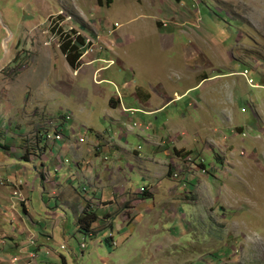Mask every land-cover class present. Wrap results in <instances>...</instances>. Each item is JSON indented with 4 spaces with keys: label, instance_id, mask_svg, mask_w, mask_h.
<instances>
[{
    "label": "rangeland",
    "instance_id": "1",
    "mask_svg": "<svg viewBox=\"0 0 264 264\" xmlns=\"http://www.w3.org/2000/svg\"><path fill=\"white\" fill-rule=\"evenodd\" d=\"M0 144L36 213L1 221V263L264 264V0H0Z\"/></svg>",
    "mask_w": 264,
    "mask_h": 264
},
{
    "label": "crops",
    "instance_id": "2",
    "mask_svg": "<svg viewBox=\"0 0 264 264\" xmlns=\"http://www.w3.org/2000/svg\"><path fill=\"white\" fill-rule=\"evenodd\" d=\"M161 108H159V109H161ZM144 109H145V107H144ZM156 111L157 110H155L153 112H156ZM23 144H24V142H23ZM0 146H1V144H0ZM83 148H81V150L83 151V154H85L86 147H83ZM116 148L118 150H120V151L124 150L122 147H120L118 145H116ZM28 150L29 149H27L26 152ZM10 153H11V156H13L11 147H10ZM118 153H120V152H117L116 154H118ZM116 154L115 153L114 154H105V153L102 152L101 148L100 149L97 148L96 150L95 149H91V151L88 153V156H90L95 161L96 165L101 169L102 162H105L103 160V158L108 157L109 160H118L120 157H118ZM78 155H81V154H78ZM15 157H16V159H8L9 163H7V162L2 163V161H4V159H0V223H1V221L4 220V217L9 218L10 215L13 216L12 218H10L11 220L13 219V221H19L20 216L15 211V209H17L19 205H22L23 208H24L26 221H34L35 216H36V213H33V211H32V204H33L32 196H30L29 193H28L30 188H31V190H35V187L28 186V188H26L27 185H26L25 181L22 180V179L20 180L19 183L16 182L18 179H20L18 174H20V172H24L25 171L24 170V165L19 163V160H25V162H27V163H31V162L28 161L23 155H22V157H21V155L20 156H15ZM12 164H14V166H12ZM42 165H44V167L46 166V164H41V167H42ZM15 168H17L19 172L15 173L14 172ZM127 169H128V167H127ZM37 170H38V168H37ZM125 171H126L125 168L113 167V168L109 169L108 172H104V173L106 175H108V176H114L115 178H117L118 174H121V172L123 173ZM82 172L85 175H87L85 170L81 168L80 178H78V179L82 178V176H81ZM13 174L15 175L16 181H12V180L10 181L9 180V176L13 175ZM97 175L98 174H96V178H97ZM36 176H38L37 175V171H36V175H33L32 178L33 179L35 178V180H37ZM76 180H77V178H76ZM10 182L13 183V185H15L16 187L15 186H14L15 188L8 187L7 184H9ZM91 183L94 185L93 188L96 189L97 192H99L98 189L101 187L102 180H98L97 183L91 181ZM103 184H106V186H103V187H108V189L103 190L104 195H105V193H108L110 195L108 200L111 201L112 198L116 199L117 198V193L109 188V187H111L113 185H110L108 180L104 181ZM24 185H26V186H24ZM40 185L41 186H45L44 185V181H43V184L41 182ZM113 188H114V186H113ZM14 191L18 192L19 194L18 195H14ZM94 191L95 190H93V192ZM23 192L26 193V195H27L26 199H25V202L21 201V199L24 198V193ZM76 192H77V190H76ZM51 195H55V193H52V191H51ZM104 195H103V197H104ZM48 196H50V195L48 194ZM74 197L76 198V195H74ZM83 199L86 200L87 198L79 197V200L83 201ZM79 200L77 198L76 199L68 198V199L63 200L64 202H60V203L62 205H64V207H66V208H72V209L75 208V213H77V216H78V219H79V217L81 216V214L83 212L82 211L83 207H80L79 204H78ZM8 201L12 202L13 205H12V203L10 204V202H8ZM74 202H77V203H74ZM47 206L50 207L51 205H47ZM110 206L112 207V204H108L107 208H109ZM113 206H114V203H113ZM10 210L15 212V213L14 214H10L9 213ZM31 215H32V217H31ZM0 231H2V230H0ZM28 235H30L29 237L33 236V234H31L30 232H29ZM0 236H1V238L9 237L12 240L14 238L12 236H9V235L5 234L4 232L0 233ZM26 249L29 250L28 246L24 248V252H27ZM29 251L30 252H28V253L30 254L32 252V250H29ZM29 254L27 255L28 257H29ZM0 260H1V258H0ZM17 260L18 259L13 258V259H10V262L3 261L2 263L0 262V264H13V263L15 264L17 262Z\"/></svg>",
    "mask_w": 264,
    "mask_h": 264
},
{
    "label": "trees",
    "instance_id": "3",
    "mask_svg": "<svg viewBox=\"0 0 264 264\" xmlns=\"http://www.w3.org/2000/svg\"><path fill=\"white\" fill-rule=\"evenodd\" d=\"M55 33H59V37L61 39L60 50L66 57L68 64L74 70L79 69V67L81 66V55L84 51V47H86V44L84 43L82 37H76V40L73 41L70 37H68V34H66L63 37L64 39L66 38V40L64 41L62 39V32L60 31V29L56 30ZM111 103H115L114 99L111 100ZM27 155L28 151L26 152V155H24V157L26 158ZM144 193H147V190H144ZM93 211L94 210L91 211L90 209H84L83 214L78 219L79 232L84 237L89 236V233H93V224L96 221L101 220ZM101 221L104 222V219H102ZM35 241L36 240L33 238L32 242ZM28 248L29 250H32V252H36L31 244L28 245Z\"/></svg>",
    "mask_w": 264,
    "mask_h": 264
},
{
    "label": "clouds",
    "instance_id": "4",
    "mask_svg": "<svg viewBox=\"0 0 264 264\" xmlns=\"http://www.w3.org/2000/svg\"><path fill=\"white\" fill-rule=\"evenodd\" d=\"M245 71H248V74H249V70L246 69V70L243 71V73H244ZM243 73H242V75H243ZM248 74H247V75H248ZM243 76H244V75H243ZM244 77H247V76H244ZM206 79H208V77H207V78H203V79L201 80V82H202L203 80H206ZM248 80H249V79H248ZM249 81L253 82L252 79L249 80ZM251 86H253V85H251ZM177 97H178V96H177ZM178 99H179V97H178ZM173 103H174V100H172V104H173ZM61 134H62V133H61ZM62 136H63V134H62ZM79 142H80V141H79ZM81 143H82V142H81ZM81 143H80V144H81ZM80 144H79V145H80ZM103 160L106 162V161L109 160V158H108V157H105V158H103ZM15 192H16V191H14V195H15ZM17 193H18V192H17ZM126 206H127V205H126ZM83 212H84V211H83ZM83 212H82V214H83ZM82 214H81V215H82ZM110 238L112 239V236H111ZM113 244H115V243H113ZM82 245H84V243L81 244V247H82ZM84 247H85V246H84ZM84 247H82V248H84ZM31 253L35 254L36 252H31ZM17 261H18V260H17Z\"/></svg>",
    "mask_w": 264,
    "mask_h": 264
},
{
    "label": "built area",
    "instance_id": "5",
    "mask_svg": "<svg viewBox=\"0 0 264 264\" xmlns=\"http://www.w3.org/2000/svg\"><path fill=\"white\" fill-rule=\"evenodd\" d=\"M243 75L247 76V74H245V72L243 73ZM15 195H17V192H15ZM82 247H84V245H82ZM34 257V255H33Z\"/></svg>",
    "mask_w": 264,
    "mask_h": 264
}]
</instances>
